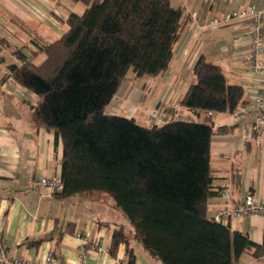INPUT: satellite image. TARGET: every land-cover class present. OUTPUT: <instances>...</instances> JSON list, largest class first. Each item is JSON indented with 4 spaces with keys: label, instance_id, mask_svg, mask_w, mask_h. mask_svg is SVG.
<instances>
[{
    "label": "trees",
    "instance_id": "1",
    "mask_svg": "<svg viewBox=\"0 0 264 264\" xmlns=\"http://www.w3.org/2000/svg\"><path fill=\"white\" fill-rule=\"evenodd\" d=\"M83 14L70 13L67 31L38 44L47 58L32 62L22 48L9 77L40 97L33 120L62 139L63 190L57 196L102 191L110 194L134 228L135 238L163 264H237L264 244L209 215L217 194L211 165L215 124L208 111L234 112L245 88L230 83L203 56L196 81L181 105L205 113L145 126L107 108L131 68L137 77L164 73L187 23L171 0H76ZM122 243L135 264L129 235L116 229L113 251Z\"/></svg>",
    "mask_w": 264,
    "mask_h": 264
},
{
    "label": "crops",
    "instance_id": "2",
    "mask_svg": "<svg viewBox=\"0 0 264 264\" xmlns=\"http://www.w3.org/2000/svg\"><path fill=\"white\" fill-rule=\"evenodd\" d=\"M80 3L85 4L76 0H0V244H8L10 256L35 262L44 261L52 252L51 264H128L125 243L112 249L115 230L124 227L135 264H163L135 238L132 224L110 194L49 196L36 184L44 176L62 174L63 141L57 142L53 131L35 124L33 106L40 97L9 77L8 66L18 62L14 51L19 48L36 65L43 63L47 55L38 44L59 39L68 29L70 13L85 12L87 5ZM171 3L182 9L187 23L169 68L158 76L137 77L134 73L132 78L126 77L107 112L135 118L145 126L161 124L151 113L159 109L166 120L171 118L174 105H181L196 81L194 67L202 56L220 65L230 83L244 86L242 104L253 103L258 89L247 61L252 18L249 14L234 17L233 13L263 10L264 0ZM181 112L195 119L205 114L182 105ZM212 118L211 165L217 194L209 200V215L215 218L219 210L233 207L249 195L264 197V144L245 140L243 125L235 123L231 113L216 112ZM238 128L242 144L232 139ZM225 223L264 244L261 216H231ZM82 234L91 238L84 259L79 241ZM98 242L101 250L95 246ZM253 252L244 253L237 264H264V254L256 257Z\"/></svg>",
    "mask_w": 264,
    "mask_h": 264
},
{
    "label": "built area",
    "instance_id": "3",
    "mask_svg": "<svg viewBox=\"0 0 264 264\" xmlns=\"http://www.w3.org/2000/svg\"><path fill=\"white\" fill-rule=\"evenodd\" d=\"M248 14L252 18V29L247 61L251 71L255 75L258 91L253 103L239 105L231 113V116L235 123L243 125L242 134L245 140L262 145L264 144V9L256 10L252 8L249 13L234 12L233 16L238 17ZM173 109L172 119H193L191 115L181 112V105L175 104ZM208 114L214 116L216 111L210 110ZM151 117L159 123L166 121L164 113L159 109L153 111ZM36 184L44 187L49 196H55L64 187L61 175L44 176ZM248 215L261 216L264 225V197H257L253 194L249 195L235 206L219 210L215 219L226 222L231 216L244 217ZM79 241L83 251L81 258L84 259L87 253L86 247L91 243V238L88 235L82 234L79 236ZM95 246L98 250L102 249L99 242L95 243ZM53 260L54 255L52 252H49L46 259L42 262L10 256L8 254V244L5 242L0 244V264H51Z\"/></svg>",
    "mask_w": 264,
    "mask_h": 264
},
{
    "label": "rangeland",
    "instance_id": "4",
    "mask_svg": "<svg viewBox=\"0 0 264 264\" xmlns=\"http://www.w3.org/2000/svg\"><path fill=\"white\" fill-rule=\"evenodd\" d=\"M84 5L85 4L80 3V6H84ZM133 74H134V70H133V68H131L129 70L128 74H127V77L128 78H130V77L132 78ZM193 119H195V116L193 117ZM232 139H233V141L238 142L239 144H242V140H241V128H238V131L235 133V135H234V137Z\"/></svg>",
    "mask_w": 264,
    "mask_h": 264
}]
</instances>
